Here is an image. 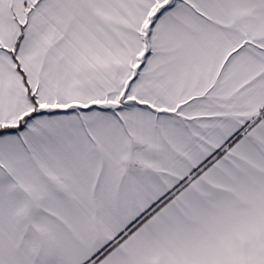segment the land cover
Here are the masks:
<instances>
[{
	"label": "snow or ice",
	"instance_id": "1",
	"mask_svg": "<svg viewBox=\"0 0 264 264\" xmlns=\"http://www.w3.org/2000/svg\"><path fill=\"white\" fill-rule=\"evenodd\" d=\"M0 264H264V0H0Z\"/></svg>",
	"mask_w": 264,
	"mask_h": 264
}]
</instances>
